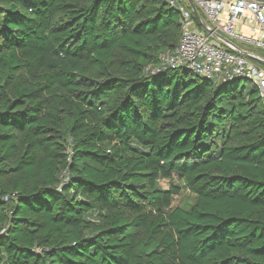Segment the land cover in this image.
Wrapping results in <instances>:
<instances>
[{"label":"trees","instance_id":"trees-1","mask_svg":"<svg viewBox=\"0 0 264 264\" xmlns=\"http://www.w3.org/2000/svg\"><path fill=\"white\" fill-rule=\"evenodd\" d=\"M181 35L166 0H0V264H264V99L147 70Z\"/></svg>","mask_w":264,"mask_h":264},{"label":"built area","instance_id":"built-area-1","mask_svg":"<svg viewBox=\"0 0 264 264\" xmlns=\"http://www.w3.org/2000/svg\"><path fill=\"white\" fill-rule=\"evenodd\" d=\"M166 1L179 10L182 35L175 52L161 54L160 64L147 70L155 73L185 67L217 81L248 79L264 99V65L216 36L227 38L242 50L236 42L264 51V0H192L213 33L197 26L199 20L188 0Z\"/></svg>","mask_w":264,"mask_h":264},{"label":"rangeland","instance_id":"rangeland-1","mask_svg":"<svg viewBox=\"0 0 264 264\" xmlns=\"http://www.w3.org/2000/svg\"><path fill=\"white\" fill-rule=\"evenodd\" d=\"M236 42V41H235ZM241 48H244L245 50L257 54V55H261L264 56V51L263 50H259L256 49L253 46H249L240 42H236ZM214 81L216 82L217 79H214ZM247 84V86L250 88L252 83L250 81L245 82ZM182 181L177 177L174 176L168 180H161L159 182L160 187H162L163 189H169L170 187L174 186V185H181ZM196 200V197L194 194H192L188 189H183L181 194L179 196H176L173 200L172 203V207H181V206H185L186 204L192 203Z\"/></svg>","mask_w":264,"mask_h":264},{"label":"water","instance_id":"water-1","mask_svg":"<svg viewBox=\"0 0 264 264\" xmlns=\"http://www.w3.org/2000/svg\"><path fill=\"white\" fill-rule=\"evenodd\" d=\"M189 1V4H190V7L191 9L193 10L194 14L196 15V17L198 18L200 24L203 26V28L209 32V33H213L212 29H210V27L207 25V23L203 20V18L200 16V14L198 13L194 3L192 0H188ZM217 37H219L225 44L227 45H231L233 46L237 51H239L240 53L256 60L257 62H259L260 64L264 65V59H262L261 57L257 56L256 54H253V53H250V52H247L245 50H242L240 49L239 47H237L236 45H234L230 40H228L227 38L221 36V35H218L216 34ZM245 81H249L248 79H243Z\"/></svg>","mask_w":264,"mask_h":264},{"label":"crops","instance_id":"crops-1","mask_svg":"<svg viewBox=\"0 0 264 264\" xmlns=\"http://www.w3.org/2000/svg\"><path fill=\"white\" fill-rule=\"evenodd\" d=\"M257 55V54H256ZM258 56H260V57H262L263 59H264V56H261V55H258Z\"/></svg>","mask_w":264,"mask_h":264}]
</instances>
